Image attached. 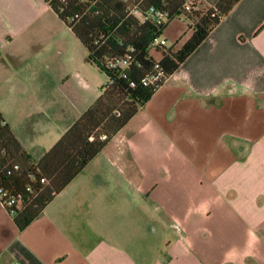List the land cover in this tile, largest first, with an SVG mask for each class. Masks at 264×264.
<instances>
[{"label":"crops","instance_id":"1","mask_svg":"<svg viewBox=\"0 0 264 264\" xmlns=\"http://www.w3.org/2000/svg\"><path fill=\"white\" fill-rule=\"evenodd\" d=\"M79 43L45 0H0V112L35 160L91 105ZM0 264H264V0H238L26 228L0 200Z\"/></svg>","mask_w":264,"mask_h":264},{"label":"trees","instance_id":"2","mask_svg":"<svg viewBox=\"0 0 264 264\" xmlns=\"http://www.w3.org/2000/svg\"><path fill=\"white\" fill-rule=\"evenodd\" d=\"M108 80L98 98L35 160L0 112V200L20 229L105 148L204 42L238 0H45ZM144 18H142L141 16ZM184 15L192 34L180 47L154 45Z\"/></svg>","mask_w":264,"mask_h":264},{"label":"rangeland","instance_id":"3","mask_svg":"<svg viewBox=\"0 0 264 264\" xmlns=\"http://www.w3.org/2000/svg\"><path fill=\"white\" fill-rule=\"evenodd\" d=\"M206 5L214 6L218 0H203ZM211 3L212 5L208 4ZM192 32V20L186 18L184 15L177 16L174 18L167 28L164 30L161 38L166 40L170 45L176 44L180 46L184 39ZM88 51L84 45L79 43V68L92 88L100 90L106 84L108 77L96 64L89 62ZM70 64V61L68 62ZM68 63L59 61L60 67H67ZM91 86L88 90L85 88L84 82L79 79V106L91 101V104L96 99L95 91L93 93Z\"/></svg>","mask_w":264,"mask_h":264},{"label":"built area","instance_id":"4","mask_svg":"<svg viewBox=\"0 0 264 264\" xmlns=\"http://www.w3.org/2000/svg\"><path fill=\"white\" fill-rule=\"evenodd\" d=\"M141 17L144 18L143 16H141ZM161 43L170 45V44H168L166 42V40L162 39L161 36H158L157 38H155L154 45H158V44H161Z\"/></svg>","mask_w":264,"mask_h":264}]
</instances>
